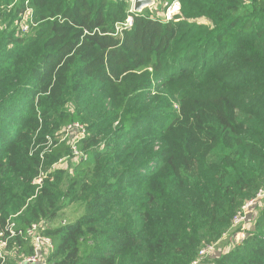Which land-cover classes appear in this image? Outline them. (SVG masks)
<instances>
[{"label":"trees","instance_id":"trees-1","mask_svg":"<svg viewBox=\"0 0 264 264\" xmlns=\"http://www.w3.org/2000/svg\"><path fill=\"white\" fill-rule=\"evenodd\" d=\"M181 2L162 22L129 0H0L8 264L34 254L22 236L41 223L54 245L42 264H192L264 191V0ZM74 123L88 132L78 163L58 139ZM74 204L81 216L58 220ZM213 263L264 264V208Z\"/></svg>","mask_w":264,"mask_h":264},{"label":"built area","instance_id":"built-area-1","mask_svg":"<svg viewBox=\"0 0 264 264\" xmlns=\"http://www.w3.org/2000/svg\"><path fill=\"white\" fill-rule=\"evenodd\" d=\"M136 0H133L135 3ZM180 6L178 0L174 1L172 4L167 3V10H166V19L167 22L173 21L176 18V15L179 13ZM132 12V11H131ZM29 16H31L30 21L32 20V14L30 11L27 12ZM134 24V19L129 18L124 25V28H130ZM23 32L27 33L30 29V27L25 26L22 28ZM87 128L86 126L80 124V123H74L71 125H68L65 127L58 136V139L60 141L70 140L72 143V150H73V157L72 161L74 163H78L80 161H83L87 159V156L78 150L77 143L87 137ZM64 160L60 161L58 164L54 165L52 167V171L57 170L59 167V164L63 162ZM72 172V170H71ZM48 173L41 172L40 176L34 181V184L41 186L43 184V181L45 178H47ZM264 193V191H261L258 194V197ZM257 197V198H258ZM254 201V200H253ZM252 202V201H251ZM244 208V207H243ZM240 213L237 214V216L234 218V221L238 217ZM45 223L41 224H34L32 227H30L26 234L23 232H20V235L26 240H29V242L34 246V254L31 256H27L24 259H22L18 264H42L44 262V252L48 251L50 252L53 250L54 245L52 243V240L49 237H46L44 235L43 231L46 229ZM16 224L10 219L7 223V226L5 228V231H0V260L1 264H8L7 259H11L12 256L15 255L14 249L8 250L9 242L10 240L15 237L17 234L15 232ZM8 233V236L6 234ZM213 246H208L204 248L199 255V258L194 261L192 264H197L201 256L207 253L208 249H210Z\"/></svg>","mask_w":264,"mask_h":264},{"label":"rangeland","instance_id":"rangeland-1","mask_svg":"<svg viewBox=\"0 0 264 264\" xmlns=\"http://www.w3.org/2000/svg\"><path fill=\"white\" fill-rule=\"evenodd\" d=\"M129 1L131 4L130 12L132 11L131 12L132 14L138 13L134 9L135 3L133 2V0H129ZM152 1H154L153 6L145 8L140 13H143L144 11L151 10L150 11L151 17L158 18L162 22H167L166 10H167V3H169V2L167 0H152ZM178 2H179L180 10H179V13L176 15V18L178 17V19L180 21L182 19V16H183V14H182V2H181V0H178ZM129 18H132V16H130ZM30 19H31V16H29L26 12L23 15L22 21L20 23L16 21L14 23V26L16 27V29L23 31V29H22L23 27H25V26L30 27V25H31L29 23ZM35 22H36V20L34 21V19H33V24ZM5 27H6L5 22H1L0 23V29L3 30V28H5ZM107 103H109V102L107 101ZM100 105H103V103ZM107 106H109V105L107 104L106 107ZM108 110H110V109H108ZM95 114H97V111ZM115 126H117V123L115 124ZM70 160L69 159L64 160L63 162H61L59 164V167L68 168L69 164H70ZM263 208H264V193H262L254 201H252V202L250 201L249 203H247L245 205V207L242 209V211L239 212L240 214L238 215L236 220L233 221V226H232L231 231L228 234H226L220 242H218L213 247L208 249L207 253L204 254L203 256H201V259L197 264H214L213 260L215 259V257H218L220 255H223V254L230 252L234 247L238 246L241 242H243L245 240V238L247 237V234L251 230H253L254 224L257 221L259 214L263 210ZM82 213H83L82 205L74 204V205L69 206L66 209V211L64 213H62V215L60 216V218L58 220L61 219L62 221L66 222V223L73 222V221L77 220L81 216ZM49 253L50 252H48V251L44 252V258Z\"/></svg>","mask_w":264,"mask_h":264},{"label":"water","instance_id":"water-1","mask_svg":"<svg viewBox=\"0 0 264 264\" xmlns=\"http://www.w3.org/2000/svg\"><path fill=\"white\" fill-rule=\"evenodd\" d=\"M154 1L152 0H136L134 9L136 12L140 13L142 12L145 8L153 6Z\"/></svg>","mask_w":264,"mask_h":264}]
</instances>
